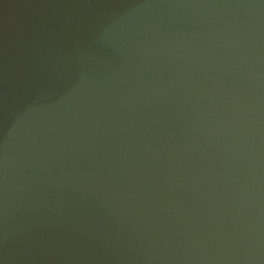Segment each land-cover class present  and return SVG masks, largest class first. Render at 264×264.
Listing matches in <instances>:
<instances>
[{
    "label": "water",
    "instance_id": "water-1",
    "mask_svg": "<svg viewBox=\"0 0 264 264\" xmlns=\"http://www.w3.org/2000/svg\"><path fill=\"white\" fill-rule=\"evenodd\" d=\"M0 264H264V0H0Z\"/></svg>",
    "mask_w": 264,
    "mask_h": 264
}]
</instances>
